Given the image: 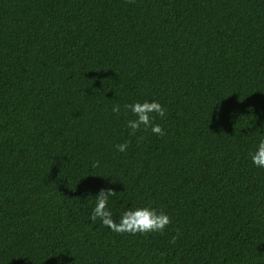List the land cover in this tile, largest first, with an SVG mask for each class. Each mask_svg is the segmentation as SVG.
Here are the masks:
<instances>
[{"label": "trees", "instance_id": "obj_1", "mask_svg": "<svg viewBox=\"0 0 264 264\" xmlns=\"http://www.w3.org/2000/svg\"><path fill=\"white\" fill-rule=\"evenodd\" d=\"M261 139L264 0H0V264H264ZM102 189L171 223L114 233Z\"/></svg>", "mask_w": 264, "mask_h": 264}, {"label": "clouds", "instance_id": "obj_2", "mask_svg": "<svg viewBox=\"0 0 264 264\" xmlns=\"http://www.w3.org/2000/svg\"><path fill=\"white\" fill-rule=\"evenodd\" d=\"M124 107L130 110L134 117L127 121V127L131 130L130 135L135 136L138 132L146 130H150L154 135L160 137L166 134L159 124L154 123L155 116L163 118L166 115V109L159 102H136ZM112 111L119 114L121 111L120 105H114ZM142 139L143 137H138V141ZM128 147V142L116 145L117 150L121 153L126 152ZM251 159L256 167L264 168V139L260 140L257 150L251 154ZM98 166V162L93 165V167ZM116 194L112 189H102L94 198L95 205L90 216L93 222L99 219L105 227L121 235L148 234L153 232L163 234L165 228L171 223V218L167 214L163 212L158 213L152 207L129 209L123 212L119 222L114 221L112 213L108 208V203L109 198ZM176 239V237H173L171 243L175 244Z\"/></svg>", "mask_w": 264, "mask_h": 264}]
</instances>
